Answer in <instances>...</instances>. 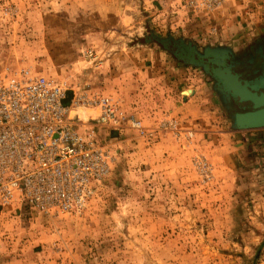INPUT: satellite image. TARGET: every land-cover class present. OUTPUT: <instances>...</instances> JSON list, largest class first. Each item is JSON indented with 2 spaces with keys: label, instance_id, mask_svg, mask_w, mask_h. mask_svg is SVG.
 Wrapping results in <instances>:
<instances>
[{
  "label": "rangeland",
  "instance_id": "rangeland-1",
  "mask_svg": "<svg viewBox=\"0 0 264 264\" xmlns=\"http://www.w3.org/2000/svg\"><path fill=\"white\" fill-rule=\"evenodd\" d=\"M230 4L234 19L249 12L241 31L237 23L230 29L228 40L240 41L231 55L238 61L263 45L264 0ZM181 7L175 0H0V74L28 68L77 96H105L101 87L112 90L113 79L101 64L118 52H153L186 67L208 94L210 75L177 60L172 40L168 49L155 40L182 37L200 52L224 42L188 35L184 19L195 13ZM210 94L219 130L233 131L232 113ZM72 114L107 147L109 173L81 211L53 217L26 203L1 210L0 264H264V174H247L243 153L224 158L214 150L222 139L177 121L178 132L159 122L142 135L129 125L97 126V108Z\"/></svg>",
  "mask_w": 264,
  "mask_h": 264
},
{
  "label": "built area",
  "instance_id": "built-area-1",
  "mask_svg": "<svg viewBox=\"0 0 264 264\" xmlns=\"http://www.w3.org/2000/svg\"><path fill=\"white\" fill-rule=\"evenodd\" d=\"M195 14H210L226 0H175ZM88 55L91 57L92 52ZM67 89L28 68L0 74V211L26 203L47 216L81 211L95 183L110 170L107 147L94 131H81L74 108H97V126L118 131L125 125L148 134L128 117L118 99L77 96L65 103ZM178 132V123L163 122Z\"/></svg>",
  "mask_w": 264,
  "mask_h": 264
},
{
  "label": "crops",
  "instance_id": "crops-1",
  "mask_svg": "<svg viewBox=\"0 0 264 264\" xmlns=\"http://www.w3.org/2000/svg\"><path fill=\"white\" fill-rule=\"evenodd\" d=\"M231 9L230 0H226L220 9L213 13L191 14L189 19H184L188 26L193 25L191 30L188 26L186 27L187 34L202 40H206L207 37L210 43L212 39H221L224 42L214 44L230 47L237 53L239 50L236 46L240 44V41L235 39L232 43L228 39L232 37V32L235 30L241 31L244 23L248 24L246 20L249 12H245L246 16H243V19H234ZM261 19L264 21V18ZM235 23L238 25L234 30L232 25L235 26ZM261 29L263 33L264 27L262 26ZM180 32L182 34L183 30ZM153 55L154 53L151 52L147 57L134 58L131 53L118 52L101 66L98 65L102 73L106 74L108 71L110 78L113 79L112 90L101 87V93L118 99L123 105L125 114L140 121L148 129L156 128L158 123L164 120L175 119L182 127L199 129L195 131L197 134L200 132L211 134L209 138L214 140V143L220 138L222 143L214 150H218L222 157L232 156L234 153L236 155V152L240 151L241 155L243 153L242 156L246 157V161L242 160L240 163L245 167L247 174L249 170H255V172L250 171L253 176L258 173L264 174V156L261 151L256 153V149L264 150V134L262 136L259 134L264 132L254 130L257 134H253V131L242 133L219 130L216 113L207 96L211 93L212 101L219 103L212 84H208L210 91L206 94V85L201 83L200 79L185 75L186 67L162 60L163 56ZM185 91H190L191 94L184 96ZM244 133L250 134L244 135ZM238 134L243 136L236 137Z\"/></svg>",
  "mask_w": 264,
  "mask_h": 264
},
{
  "label": "water",
  "instance_id": "water-1",
  "mask_svg": "<svg viewBox=\"0 0 264 264\" xmlns=\"http://www.w3.org/2000/svg\"><path fill=\"white\" fill-rule=\"evenodd\" d=\"M170 38L155 40L165 49H168L167 44L170 45L172 40L177 48H171L170 52L177 60L201 68L210 75L214 81L212 89L219 103L226 111L232 113L230 122L233 131L264 129V75L253 81L243 79L227 62L233 52L230 47L207 46L203 52H200L192 42H186L182 38L175 41L172 35ZM261 68L264 69V64ZM72 97L73 93L68 92L65 103H69ZM231 101L238 105L246 104L248 107L246 110L232 112Z\"/></svg>",
  "mask_w": 264,
  "mask_h": 264
},
{
  "label": "flooded vegetation",
  "instance_id": "flooded-vegetation-1",
  "mask_svg": "<svg viewBox=\"0 0 264 264\" xmlns=\"http://www.w3.org/2000/svg\"><path fill=\"white\" fill-rule=\"evenodd\" d=\"M227 62L233 66V70L240 74L243 79L253 81L262 77L264 75V69L261 68L264 64V42L262 46L257 45L253 48L252 52H249V54L244 57L242 56L238 61L230 56V59H228ZM230 105L233 110H246L248 107L246 104L238 105L234 101H231Z\"/></svg>",
  "mask_w": 264,
  "mask_h": 264
}]
</instances>
